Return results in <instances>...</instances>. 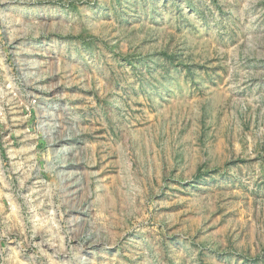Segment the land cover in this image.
Listing matches in <instances>:
<instances>
[{
	"label": "rangeland",
	"instance_id": "obj_1",
	"mask_svg": "<svg viewBox=\"0 0 264 264\" xmlns=\"http://www.w3.org/2000/svg\"><path fill=\"white\" fill-rule=\"evenodd\" d=\"M0 264H264V0H0Z\"/></svg>",
	"mask_w": 264,
	"mask_h": 264
}]
</instances>
